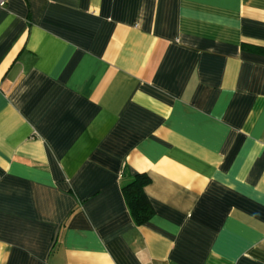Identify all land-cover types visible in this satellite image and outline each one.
Instances as JSON below:
<instances>
[{"label": "crops", "instance_id": "crops-1", "mask_svg": "<svg viewBox=\"0 0 264 264\" xmlns=\"http://www.w3.org/2000/svg\"><path fill=\"white\" fill-rule=\"evenodd\" d=\"M0 264H264V0H5Z\"/></svg>", "mask_w": 264, "mask_h": 264}, {"label": "trees", "instance_id": "trees-1", "mask_svg": "<svg viewBox=\"0 0 264 264\" xmlns=\"http://www.w3.org/2000/svg\"><path fill=\"white\" fill-rule=\"evenodd\" d=\"M148 184L149 178L147 175L136 174L130 181L123 184L121 188L129 214L134 224L138 226L145 224L153 216V210L144 194V188Z\"/></svg>", "mask_w": 264, "mask_h": 264}, {"label": "built area", "instance_id": "built-area-1", "mask_svg": "<svg viewBox=\"0 0 264 264\" xmlns=\"http://www.w3.org/2000/svg\"><path fill=\"white\" fill-rule=\"evenodd\" d=\"M5 4V0H0V7H3Z\"/></svg>", "mask_w": 264, "mask_h": 264}]
</instances>
